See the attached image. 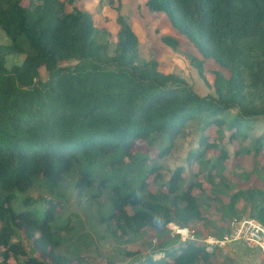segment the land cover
Returning <instances> with one entry per match:
<instances>
[{
	"label": "trees",
	"instance_id": "1",
	"mask_svg": "<svg viewBox=\"0 0 264 264\" xmlns=\"http://www.w3.org/2000/svg\"><path fill=\"white\" fill-rule=\"evenodd\" d=\"M74 1L0 0V264H72L58 253L75 216L58 212L68 186L78 199L102 200V221L115 235L200 220L193 193L202 188L200 177L231 185L228 205L243 200L264 227V164L256 175L263 183L245 188L229 179L224 164L233 143L236 158L264 157V0H146L150 12L163 13L203 58L226 71L214 74L212 93L204 96L160 72L155 61L139 59L137 36L119 7L110 54L91 15L66 9ZM195 63L201 71V61ZM186 134L195 147L163 179L160 161ZM136 139L154 153H130ZM192 165L197 170L186 177ZM252 174L235 177L247 183ZM35 187L49 198L19 199ZM137 253H128L126 264H197L212 251L185 240Z\"/></svg>",
	"mask_w": 264,
	"mask_h": 264
},
{
	"label": "rangeland",
	"instance_id": "2",
	"mask_svg": "<svg viewBox=\"0 0 264 264\" xmlns=\"http://www.w3.org/2000/svg\"><path fill=\"white\" fill-rule=\"evenodd\" d=\"M146 0H75L72 5H66L68 11L77 9L91 15L94 26L99 30L98 37L109 44V52L112 53L116 39V7L120 14L129 23L138 39V57L141 61L153 60L157 68L164 74H174L180 77L199 96L212 93V82L216 72L226 75V71L220 68L213 60L203 58L188 39L181 36L169 23L163 13L150 12ZM169 36L176 40V46L165 44L161 38ZM3 39L0 34V41ZM197 61H201L199 71ZM44 77V71L40 70ZM190 131L188 128L186 131ZM214 129H208V134H213ZM193 136L186 134L176 140L168 157L161 160L162 178L167 179L169 171L184 163L190 149L195 147ZM229 157L224 164L227 176L233 180L237 187L245 188L260 185L256 175L262 176L264 157L254 158L251 154L243 153L235 157L233 152L238 148L237 143L226 146ZM130 153L146 152L152 155L154 150H149L142 140L136 139L129 147ZM196 165L185 170V176L196 171ZM241 171L253 172L251 180L247 183H239L235 175ZM206 172V171H205ZM187 177V176H186ZM202 179V188L194 189L200 209L201 219L186 229L188 233L180 234L177 226L168 224L166 227H146L136 235H115L109 225L104 224L102 216L105 209L102 200L78 199L72 186L65 189L63 209L58 211L66 216L74 214V222L65 236L58 253L66 259H72V264H126L133 258L127 257L128 253L138 251V256L153 254L163 248H171L178 243L191 240L205 244L208 237H218L226 229L232 218L250 217V205L243 200L229 206V194L231 187L227 184L212 185L208 178ZM217 182V181H216ZM156 186L150 184L149 189L155 190ZM164 189V188H163ZM164 191V190H163ZM21 200L24 197L31 199L49 198V193L42 187L18 194ZM19 200V203H20ZM64 218V217H63ZM182 229V228H181ZM192 235V236H191ZM23 243L29 255L36 253L24 237H18ZM212 251L206 261L197 264H264V257L260 251L245 247L242 244H228L224 247H210ZM9 264H14L9 259Z\"/></svg>",
	"mask_w": 264,
	"mask_h": 264
},
{
	"label": "built area",
	"instance_id": "3",
	"mask_svg": "<svg viewBox=\"0 0 264 264\" xmlns=\"http://www.w3.org/2000/svg\"><path fill=\"white\" fill-rule=\"evenodd\" d=\"M177 230L180 234L184 232L185 236L192 233L184 228ZM205 244H207V249L210 247L221 248L228 244H242L245 247L260 251L264 257V227L251 217L233 218L226 231L216 238L208 237Z\"/></svg>",
	"mask_w": 264,
	"mask_h": 264
}]
</instances>
